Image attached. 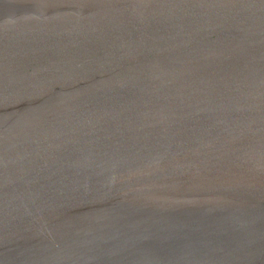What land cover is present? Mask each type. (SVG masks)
I'll use <instances>...</instances> for the list:
<instances>
[{"label": "water", "instance_id": "95a60500", "mask_svg": "<svg viewBox=\"0 0 264 264\" xmlns=\"http://www.w3.org/2000/svg\"><path fill=\"white\" fill-rule=\"evenodd\" d=\"M0 264H264V0H0Z\"/></svg>", "mask_w": 264, "mask_h": 264}]
</instances>
